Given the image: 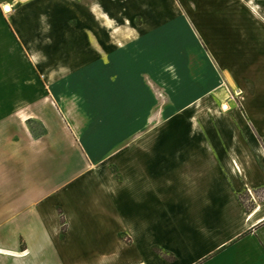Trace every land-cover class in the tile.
Here are the masks:
<instances>
[{"label": "crops", "instance_id": "1", "mask_svg": "<svg viewBox=\"0 0 264 264\" xmlns=\"http://www.w3.org/2000/svg\"><path fill=\"white\" fill-rule=\"evenodd\" d=\"M38 1L13 29L42 48L17 40L30 60L0 73V264H264V0H88L95 27L106 5L142 24L57 62L69 3ZM187 4L189 66L153 35Z\"/></svg>", "mask_w": 264, "mask_h": 264}, {"label": "rangeland", "instance_id": "2", "mask_svg": "<svg viewBox=\"0 0 264 264\" xmlns=\"http://www.w3.org/2000/svg\"><path fill=\"white\" fill-rule=\"evenodd\" d=\"M8 1L13 5V13L9 15H5L3 10L0 8V73L1 75L5 74L10 76L14 75L16 72L21 71L24 66L25 61L30 60V57L27 53L23 52V48L19 42L17 43V40H21L24 43H29V41H34L35 43V49L42 48V45L44 43V39L42 37L37 36H28L27 38L17 37L15 34V31L13 29L14 27V21H15V15L18 12L22 11H31L34 14H44L49 13L50 10L53 8V4L50 6H46L41 1L38 0H4L3 2ZM69 3L65 8L64 11L70 16V24H71V51H67V49L70 48V46L66 45L65 49L66 51L63 52L62 47V39L63 37H56L57 41L59 40L61 45H59V51H56L54 54H52V59H54L55 62L68 59V52L69 55H73V51L78 50L79 44L84 47V44L89 45V50H93V47L95 43H99V40L101 38V34L103 33L105 42L103 43L102 47L108 48V50H111V46H115L116 44L123 43L124 41L128 40L127 32H131V27L135 29V26L141 25V18L135 21H130V14L136 11V6L132 5H106L107 11L110 13L112 17L116 20L115 23H111L112 27H101L98 25V27L94 26V18L92 17L93 14H91L92 7L94 5L87 4L89 3L88 0H67ZM81 2H84V4H81ZM86 3V4H85ZM57 6V4H56ZM61 7V14L63 13V6L62 4L58 5ZM201 9V6H199ZM207 8V6H204ZM164 12L167 8V15L169 16L168 22L161 28L157 29L155 32H153L154 38L158 39V42L161 44H166L167 54L169 55L168 62H178L181 61L183 64H186V66H189L190 59H191V48L194 47L195 50L197 48L202 49V45H205L201 38L197 37V30L192 27L191 22V15H192V6L190 5H172V6H161L160 7ZM175 8L177 13H168L171 11V9ZM197 6H195L194 13L196 14ZM104 17L111 22L108 12L102 7L99 9ZM175 11V12H176ZM98 15L99 13L96 12ZM172 17V18H170ZM85 18H92V20H85ZM120 18V19H119ZM127 18L129 20H127ZM133 22L136 23L134 26ZM104 24H107L106 21H103ZM132 23V25L130 24ZM203 24L204 27L206 25V20H200V24ZM120 26V27H119ZM119 27V28H117ZM79 29H83L86 31L85 36H83V39L79 38ZM122 29V31H120ZM4 31H6L7 35H4ZM42 32V31H41ZM40 32V33H41ZM125 32V33H124ZM95 34H98V36L95 38ZM101 35V36H100ZM56 41V42H57ZM96 41V42H95ZM157 44V43H156ZM78 45V46H77ZM174 45L177 46L176 50ZM58 46V45H56ZM61 46V48H60ZM194 50V49H193ZM79 55V53H77ZM66 56V58H65ZM156 59V58H155ZM152 58V60H155ZM24 62V63H23ZM180 62V63H181ZM22 69H21V68ZM186 73H190V69L184 68L183 70ZM41 71H39V76ZM24 75H27L28 72L22 71ZM35 75V74H33ZM38 75V74H37ZM225 93L228 94V98L231 99V95L229 93L228 86H224ZM231 92L234 97L238 96L237 93V86L232 85L231 86ZM225 101L223 103V107L228 109V102L229 100ZM222 104V103H221ZM156 253L163 255L165 258L167 257L166 254H164L162 251L156 250ZM171 258V257H170ZM171 260V259H169Z\"/></svg>", "mask_w": 264, "mask_h": 264}]
</instances>
